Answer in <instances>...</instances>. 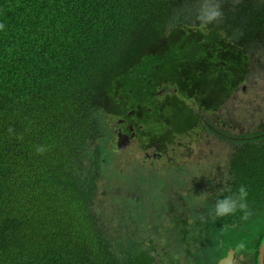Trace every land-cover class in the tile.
Returning a JSON list of instances; mask_svg holds the SVG:
<instances>
[{
  "label": "trees",
  "instance_id": "trees-1",
  "mask_svg": "<svg viewBox=\"0 0 264 264\" xmlns=\"http://www.w3.org/2000/svg\"><path fill=\"white\" fill-rule=\"evenodd\" d=\"M197 3L0 0V264H154L157 229L145 217L163 214L164 201L174 226L165 242L188 244L169 264H193L189 253L235 229L226 225L239 213L210 210L240 185L245 221L264 216V0H221L222 16L203 28L190 13ZM144 77L174 80L170 126L183 135L200 125L223 153L212 193L197 177L180 191L190 210L176 212L178 197L150 194L161 203L149 211L119 194L129 178L103 157L113 139L104 116L125 97L145 106Z\"/></svg>",
  "mask_w": 264,
  "mask_h": 264
},
{
  "label": "flooded vegetation",
  "instance_id": "flooded-vegetation-1",
  "mask_svg": "<svg viewBox=\"0 0 264 264\" xmlns=\"http://www.w3.org/2000/svg\"><path fill=\"white\" fill-rule=\"evenodd\" d=\"M149 82H151L148 91L149 101L145 106L125 97L120 101V107L116 106L112 112L104 116L105 128L113 135L114 153L117 156L116 166L121 167L120 172L125 170L129 184L135 187L134 190L138 188L135 178L139 175L165 181L166 185L157 191L161 195L174 198L180 196L177 192L178 188L185 189L186 185H191L190 179L197 177L199 180L195 185L198 189L212 193V188H209L211 181H207L206 178L212 174V170L221 167V161L218 159L221 151H213L214 144L209 139L212 136L208 135H205L201 142H196V137L192 135L195 143L193 146H190L192 143L190 137L186 144L180 146L178 140L180 132L169 124V118L173 114L171 105H175L180 113V92L171 85L172 82H169L170 85L162 82V84L153 83L152 77H144V85H148ZM169 95L172 98L170 102H168ZM145 110L148 113L143 121ZM163 125L167 127L166 132L158 134L154 128L158 129V126ZM189 133L191 131L186 135ZM119 137L123 148L117 146ZM213 138L216 140V137ZM133 149L138 151L136 154H141L135 158L131 157ZM129 150L131 151L127 156L123 154ZM198 174L203 176L202 179ZM159 176L160 180H158ZM174 202L177 204V199H172L170 204ZM181 205L186 210H190L188 203L180 198ZM161 209L163 217H166L165 205H162ZM226 226L235 229L225 231L224 236L213 238V242L210 240L212 244L217 242L215 247L206 249V246L202 245L195 254L189 253L187 260L192 261L193 264H217L219 259L226 257L230 252L232 264H264V216L258 215L256 218H249L248 221L238 218L236 223H227ZM193 244L199 246L196 241H193ZM164 245L168 246L164 241L158 243L156 248L165 251L167 249L163 248ZM180 247L188 248L187 242L180 241Z\"/></svg>",
  "mask_w": 264,
  "mask_h": 264
},
{
  "label": "clouds",
  "instance_id": "clouds-1",
  "mask_svg": "<svg viewBox=\"0 0 264 264\" xmlns=\"http://www.w3.org/2000/svg\"><path fill=\"white\" fill-rule=\"evenodd\" d=\"M190 13H191L193 22H198L201 28L206 27L207 25H209L211 23L217 22L220 19V17L222 16L221 0H198L197 5L194 8L190 9ZM242 89H243V86H242ZM105 142H108V143L110 142V144L111 143L113 144V139L106 140ZM44 150L45 149L41 146H37V148H36V151L38 153H42ZM114 151H115V149H114ZM222 155H223V153L221 152L220 156H222ZM115 157H117L116 154L113 157V161L115 162V164H117ZM222 166L223 165L221 163V167L219 169H221ZM211 176H212V174H211ZM127 178H128V176H127ZM135 180L138 183V188L136 190H134L135 187L131 186L129 184V182H127L125 180L123 187L121 188V190L118 193L123 195V196L128 194L130 198H135L136 201H140V198H141V203H143V204H144L145 200H147V202H149V203L152 202V201L150 202V199L147 197L148 195L152 194V195L156 196V194H160L157 191L158 189H154L153 187H151V185H150L151 179H149L148 177H144V176L141 177L139 175H136ZM206 180H214V179H212L210 176H207ZM165 185H166V182H165ZM160 188H162V187H160ZM247 195H248V192H247V189L244 185L238 186L234 192L230 189H227L225 191L224 195L219 196L215 199V201L212 205V208L210 210L211 215L219 218V217H225V216H229V215L239 213L241 219H246L247 215H248V211H249L248 205H247V200H246ZM179 197L177 198V204H176V202L171 204V205H174L175 207H178V209H180ZM152 199H153V197L151 198V200ZM119 202H116L115 204H117ZM151 205H154V203H151ZM162 205H167V203L164 201V204H162ZM171 205H169V206H171ZM175 217L176 218H180V217L183 218V216H179V215H177ZM164 220L165 221L167 220L171 224V217H164ZM151 236L153 237V234H151ZM163 248H166L167 250L163 251L162 249L158 250V248H157V251L159 253L155 250H153V252L151 253V255L155 256V258H156V260L154 261V264H157L159 262V256L160 255L162 256V254H163L162 260H164V256L167 255L171 250L170 246L164 245ZM184 255H185V253H183V255L180 256V258H184ZM175 261H177V260H175ZM162 262L164 263V261H162Z\"/></svg>",
  "mask_w": 264,
  "mask_h": 264
},
{
  "label": "rangeland",
  "instance_id": "rangeland-1",
  "mask_svg": "<svg viewBox=\"0 0 264 264\" xmlns=\"http://www.w3.org/2000/svg\"><path fill=\"white\" fill-rule=\"evenodd\" d=\"M174 79V78H173ZM171 84H175V81L174 80H172V83ZM241 99L242 98V93H238L237 94V97H236V99ZM246 99V97L244 96L243 97V99L242 100H245ZM186 102L187 103H190V100H186ZM240 104V101L239 102H237V106H240L239 105ZM148 106H150V104H148ZM148 112L145 110L144 111V113H143V117H142V120L144 121V119H145V115L147 114ZM158 129H156V128H154V130L158 133V134H164L163 132H166V130H167V127L165 126V125H163L162 127H157ZM190 132V131H189ZM199 133H202V131H201V128H200V125H196V127L191 131V133H189L188 135H186V134H183V135H180V139H178V140H180V146H183L184 144H186L187 142H188V137H190L191 138V141H192V143H191V145L190 146H193L195 143L193 142V140H192V135H194L195 137H196V142H201L202 141V138H200L199 136H198V134ZM209 139H211V142L214 144V147H212L213 148V151H218L219 150V148H218V142L213 138V136L212 137H210ZM103 149L105 150V153H104V158L106 159V161H107V164L109 165V164H111V162H112V159H113V157H114V146H113V144L111 143H108V142H104V147H103ZM215 149H217V150H215ZM130 151L131 150H129V151H127V152H125V153H123V154H125L126 156L130 153ZM138 151H136V150H132V154H131V157H133V158H135L136 156H138V155H140L141 153H138V154H136ZM180 152H181V147H180ZM136 154V155H135ZM117 166H116V164H115V162L113 161V164L110 166V168L109 169H111V171L113 170V169H115ZM210 177L212 178V179H214L215 181H219V177L217 176H211L210 175ZM161 179V177L159 176L158 177V180H160ZM150 185H151V187H153L154 189H159L160 187H162L163 185H165V182H163V181H157V180H155V179H151V181H150ZM180 188H178V190H177V192L180 194V191H182L181 189L179 190ZM157 200L158 199H152L151 201H152V203H154V204H157V203H159V202H157ZM180 201V200H179ZM191 203V199L189 200V206L191 207V205L192 204H190ZM146 204H147V206H148V204H149V202H147V200H146ZM149 207V206H148ZM149 211H151V208L149 207ZM176 212L177 213H180V209H178V210H176ZM188 212V214H189V211H187ZM177 216V215H176ZM150 217V221H151V224H152V226L153 227H156L157 228V234H154L153 235V237H154V239H155V242L156 243H163L164 241H166L167 239H164L167 235H168V232H169V229H170V231L171 230H173L174 229V226H173V224H170L167 220L165 221L164 220V217H163V214H161V215H158V214H152V216H149L148 214L146 215V217H145V219H147L146 221H148V218ZM174 234V232H170L169 233V235H168V239L169 238H171L172 237V235ZM131 236H134L133 234L131 235ZM223 236H224V234H223ZM180 249L182 250V249H184V248H181L180 247V245H178V246H173L172 248H171V250H170V252L167 254V255H165L164 256V264H169V262L171 261V260H177L178 262H180V259H182V258H180V256H182L183 255V253L182 254H180ZM181 263L183 264V260L181 261Z\"/></svg>",
  "mask_w": 264,
  "mask_h": 264
},
{
  "label": "water",
  "instance_id": "water-1",
  "mask_svg": "<svg viewBox=\"0 0 264 264\" xmlns=\"http://www.w3.org/2000/svg\"><path fill=\"white\" fill-rule=\"evenodd\" d=\"M117 146L122 147V144L120 142V137L117 139ZM123 148V147H122ZM217 264H232L231 263V253L229 252L226 257L219 259Z\"/></svg>",
  "mask_w": 264,
  "mask_h": 264
}]
</instances>
